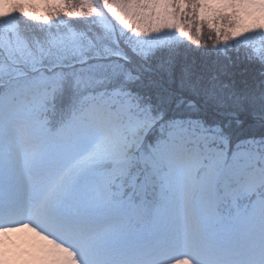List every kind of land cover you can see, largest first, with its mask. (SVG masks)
Listing matches in <instances>:
<instances>
[{"label": "snow or ice", "instance_id": "snow-or-ice-1", "mask_svg": "<svg viewBox=\"0 0 264 264\" xmlns=\"http://www.w3.org/2000/svg\"><path fill=\"white\" fill-rule=\"evenodd\" d=\"M0 264H264V0H0Z\"/></svg>", "mask_w": 264, "mask_h": 264}]
</instances>
